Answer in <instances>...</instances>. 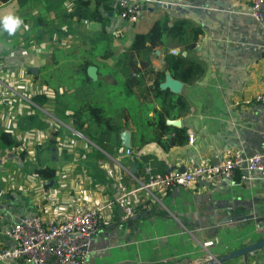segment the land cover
Listing matches in <instances>:
<instances>
[{"label": "crops", "instance_id": "crops-1", "mask_svg": "<svg viewBox=\"0 0 264 264\" xmlns=\"http://www.w3.org/2000/svg\"><path fill=\"white\" fill-rule=\"evenodd\" d=\"M74 1L10 0L0 4V16L13 14L23 20L12 35L0 30V54L4 52L0 64L9 62L8 66L14 70L8 79L11 87H5L9 94L0 89V98L17 95L11 88L16 85L17 69L24 65L29 67L27 82L32 90L27 102L24 98L10 99L21 100L24 107L28 103L30 108L20 109L23 106L13 102L11 117L5 121L12 132L4 128L0 132L5 131L14 139L13 135L21 137L20 130L29 128L28 142L32 145L42 144L49 136L54 146L44 147L40 154L36 151L34 160L35 165L41 163L40 167L56 171L47 189L55 203L50 208L40 187L46 181L34 173L38 167H32L27 175L21 163L17 167L8 166L14 161L1 156L0 246L10 244L6 233L21 217L38 214L45 220L76 204L91 206L105 201L112 204L99 220L87 264H219L216 259L264 238V180L252 173L238 171L231 180H200L186 189H155L150 195L139 192L130 199L137 212L130 221L124 220L122 211L113 202L117 195L113 178L119 176L128 188L135 185L127 175V171L132 173V164H136L134 176L143 179L145 167L157 175L169 170L183 173L199 164L217 163L228 155L247 156L260 150L264 144V105L255 102L254 97L264 89V53L254 59L248 48L235 49L236 38L229 32L231 25L228 22L224 28L220 25L225 16L223 12H218L215 20L204 15L201 18L193 14L182 16L202 28L189 56L203 67L204 74L190 86L181 83L178 93L169 90L174 95L173 99L167 98V103L172 100L168 111L173 116L166 118L165 125L172 129L161 132L151 124L154 111L164 101L162 96L155 98L151 91L153 74L164 70V50L179 53L181 45L169 39L164 50L153 49L145 61L139 59L137 51L130 52L124 76L131 91L129 95L118 87L120 74L116 60L128 49L132 37L146 33L153 21L168 14L172 20L176 18L156 2L170 0H136L142 6V15L136 23L122 19L112 0L111 12L104 13V32L97 22L71 17ZM82 1H89V8L94 7L93 0ZM219 2L235 9L233 18L250 21L251 33L255 30L257 25H253L255 21L249 15L250 0ZM73 35L77 39L92 38L81 41L80 46L72 49V55L64 51L63 41L60 47L54 46L55 50L50 48L46 55L43 53L41 44L51 37L63 40ZM21 38L29 46L28 50L24 49L26 53L23 48L12 47L14 40ZM97 49L101 55L96 57ZM84 62H92L89 66L96 68L94 81L86 74L90 83L85 82L80 69ZM79 81L80 87L75 86ZM51 87L57 90L53 97L49 93ZM41 88L42 92L33 96ZM36 96L40 99V111L63 128L39 115ZM176 97L182 99L184 109L174 107ZM119 98L121 101L117 103ZM87 103L102 107L112 125V129L105 131L96 127L88 129L93 140L75 131L71 119L66 121L74 109ZM27 117H31L29 122ZM167 121H176L177 125H169ZM177 130H182L183 135ZM189 134L193 137L192 143L188 141ZM121 135L128 137L133 157H114V149L122 146ZM26 136L28 133L23 137L27 139ZM81 138L87 139L88 146L79 141ZM59 143L69 156L66 161H61L54 150ZM52 152L56 155H50ZM107 171H111L113 178ZM11 189H15V194L12 192L6 197ZM234 199L250 203L252 208L248 213L256 218L220 224L221 204ZM239 211L244 213L243 209ZM222 264H264V247L253 250L246 260L239 256Z\"/></svg>", "mask_w": 264, "mask_h": 264}, {"label": "built area", "instance_id": "built-area-1", "mask_svg": "<svg viewBox=\"0 0 264 264\" xmlns=\"http://www.w3.org/2000/svg\"><path fill=\"white\" fill-rule=\"evenodd\" d=\"M250 17L256 21L264 33V0H250ZM157 3L161 1H156ZM119 16L129 23H136L142 15V6L136 0H115ZM172 55L178 52L171 51ZM254 101L264 105V89L254 97ZM192 143V135H188ZM116 159L133 157L129 148L119 146L113 151ZM247 172L264 180V144L260 150L247 156L228 155L222 161L214 164H199L192 169L179 173L175 170L157 175L145 167L143 179H137L133 173L127 175L135 185L125 186L114 178L117 195L114 205L122 211L124 220L137 215L130 199L139 192L151 194L155 189L171 191L174 188H189L200 180L220 181L231 180L236 172ZM110 177L111 171H107ZM113 178V177H112ZM49 182L41 184V193L48 207H54L47 189ZM109 201L97 202L91 206L76 204L69 209L43 219L40 215L19 218L6 233L10 240L8 246H0V262L11 264H87L91 244L97 231L99 220L105 215ZM147 209V206H144Z\"/></svg>", "mask_w": 264, "mask_h": 264}, {"label": "trees", "instance_id": "trees-1", "mask_svg": "<svg viewBox=\"0 0 264 264\" xmlns=\"http://www.w3.org/2000/svg\"><path fill=\"white\" fill-rule=\"evenodd\" d=\"M10 0H0V4H6ZM94 7L89 8V1L75 0L73 3V13L71 17L75 16L78 21H94L102 26V32H104L105 18L104 13L111 12L112 0H93ZM202 34V28L192 21L178 17L172 20L168 15L163 16L152 22L149 30L143 34H135L130 42V45L126 51L123 52L120 58L116 60V68L120 76L117 77L118 87L122 88L127 95L130 94V89L124 82V76L128 71V55L130 52L137 51L139 53V59L146 60V56L155 48L165 49V42L169 39L176 41L181 45V51L177 55H171L168 51L164 50V70L153 74L154 80L152 82L151 91L155 98L157 96L163 97V102L160 103V109L154 111L153 122L151 123L156 129L163 130L172 129L170 126L165 125L167 117L173 116L170 114L167 103L168 99H173L174 95L168 89L161 90L159 85L164 82V74L167 72L172 79L181 82L184 85L190 86L199 80L203 74V67L195 60H193L189 53L194 48L195 42ZM107 41V40H103ZM186 52L188 56H183L182 52ZM92 62H84L80 65V69L83 72L84 80L86 83H90L91 80L86 76L87 67ZM177 99L173 102L178 110L185 108V104L182 99ZM34 100L40 102L39 97H35ZM29 122L31 117L26 118ZM72 120V128L87 137L89 140H93V135L88 131L91 127L100 128L103 131L112 129L108 116L102 107L96 106L92 103L81 105L78 109H74L66 121ZM179 135H183L182 130L176 131ZM159 142L158 139H156ZM20 144L15 141L11 135L5 131L0 132V152L4 149L12 150L19 147ZM23 156V155H22ZM34 173L37 177L43 181H52L56 176V171L49 167H38Z\"/></svg>", "mask_w": 264, "mask_h": 264}, {"label": "water", "instance_id": "water-1", "mask_svg": "<svg viewBox=\"0 0 264 264\" xmlns=\"http://www.w3.org/2000/svg\"><path fill=\"white\" fill-rule=\"evenodd\" d=\"M158 7H162L174 14V17H182L187 14H193L197 18L201 16L213 18L215 20V15L220 13H225V16L220 20V25L224 28L226 22L231 25L229 32L231 36L235 39V49L237 48H248L250 57L258 59L261 53H264V37L261 33L260 25L255 21L253 25H257L255 30L251 33L249 28L251 27L250 21L238 20L232 17L233 13H236L235 9H232L228 6H225L219 2V0H170L169 2H159L157 3ZM216 7V11H213L212 8ZM206 28V27H205ZM251 45H255L252 47ZM185 56V53H182ZM86 74L91 80L96 79V68L94 66H88L86 69ZM160 88L168 89L173 93H178L181 88V82L176 81L171 78L169 74L165 76V80L160 84ZM169 125L176 126V121H167ZM121 145L125 148H129V139L125 135H121ZM136 170V164H132L130 171L134 174ZM52 182H49L51 184ZM252 206L248 202H240L237 199L224 201L220 208L223 210V215H219L220 224H228L232 221H242L246 219L256 218L255 215L248 213L251 210ZM239 209H243L244 213L242 214ZM237 211V213H235ZM132 217L130 220H132ZM264 247V238L258 241L255 244L247 246L243 249L232 252L220 259H216V262L222 264L223 262L233 259L235 257L243 256L244 260L247 259L249 254L257 249Z\"/></svg>", "mask_w": 264, "mask_h": 264}, {"label": "rangeland", "instance_id": "rangeland-1", "mask_svg": "<svg viewBox=\"0 0 264 264\" xmlns=\"http://www.w3.org/2000/svg\"><path fill=\"white\" fill-rule=\"evenodd\" d=\"M51 37L50 40H47L46 42H44L43 44V48H44V51L43 53H45V55L47 54V51H50L49 49L50 48H53V50H55L56 48H54V46H57V47H60L61 46V41H63V46L64 47V51L65 52H68V54L72 55V52H73V48H75L76 46H80V42L81 41H89L92 36H90V38H88V40L86 39H83L81 37H79V39H77L75 37V35H73L72 37L68 38V39H63L61 40L59 37ZM19 39V38H18ZM14 40V42L16 43H13L12 47L14 48V50H17V49H20V48H23V51L24 49L29 48L28 44L26 43V40L24 38H21V40ZM13 40V39H12ZM38 40V39H37ZM39 44V43H37ZM51 44V45H50ZM54 44V45H52ZM90 46V45H89ZM97 46V45H95ZM98 47V46H97ZM90 48V47H89ZM100 48V47H98ZM60 49V48H59ZM72 50V51H71ZM71 51V53H69ZM20 52V51H19ZM14 53V51H13ZM23 53H26L25 51ZM4 52L1 55H3ZM101 53L100 51L97 49V51L95 52V56H100ZM105 60V59H104ZM9 65V62H5L3 65L0 64V89L4 90L5 92V95H8V91H7V88L5 87H9L10 86V83L8 82V79L11 78L13 76V69L8 66ZM28 69L29 67L28 66H22L21 69H17V74H18V77L17 79L15 80L14 83H16L15 87H12L11 89H13L14 91H16L17 95L16 94H13V95H10V99L12 98H15V99H21V98H24L26 100V102L29 100V97L31 96L32 94V90L30 89V86H29V83L27 82V80H30L28 77H29V74H28ZM33 71V70H32ZM80 74V73H79ZM31 79H32V76H31ZM80 82H77V84L75 86L77 87H80ZM103 84V82H102ZM11 87V86H10ZM34 89V88H33ZM49 93L52 94V97H53V94L55 95L57 90L56 89H53L52 87L49 88ZM43 88H41L40 90L37 89V91L34 92L33 96L36 94L38 95L39 92H42ZM63 92V90H62ZM12 94V93H10ZM41 95V94H40ZM32 96V97H33ZM113 96H116V95H113ZM36 97H39V96H36ZM119 97V96H118ZM10 99H6V96L4 98H0V129L4 128V129H7V130H10L12 132V129L11 128H7L5 126V121L7 118H10L11 117V113L13 112V102H15V104H20L21 106H23V108H20V109H28L30 108L29 104L27 103L26 106L24 107V104H22V101L19 100L18 102H16L15 100H10ZM119 103L121 100L119 98V100H117ZM38 103L35 105L38 108L37 112L39 113V115L41 117H43V119L45 120H48L50 123H52L54 126L56 127H61L63 128L62 126H60L57 121L53 118H49L47 115H44V113L42 111H40V105H39V101H37ZM115 103V104H117ZM101 105V104H100ZM10 106V107H9ZM42 109V108H41ZM69 127V125H68ZM22 134H20L21 137L19 136H16V135H13L14 136V140L18 142L19 140V143H20V146L17 147L16 149H12V150H7V149H4L0 152V158L1 156H4V157H7V161H14V162H11L9 165L6 164V166H15L17 167V165H20L19 163H21V168L22 170H24L26 172L27 175H29V172H32V167H40L41 166V163H39V165H35V160H34V157H35V152L37 151V154H40L42 151H43V148L46 147V146H50V145H53L54 146V143L52 144L49 139V136L46 138V140H44L42 142V144L40 145H32L31 143L28 142V139H31V136L29 135V132H30V129L28 128H24V130H20ZM28 133V137L27 139L24 138V134ZM77 139V138H75ZM55 141V140H54ZM79 141H81V143H83L84 145L88 146L87 144V139L85 140L84 139H80ZM63 144L59 143V145H57V147H55V151L56 153H58V157L61 158V161H66V158L69 157L67 154H64L63 152ZM53 149V147H52ZM74 152V151H73ZM56 153H51L50 155H56ZM23 155V156H22ZM6 160V159H5ZM19 162V163H18ZM34 163V165L32 166V164ZM4 165V167H6ZM35 171V170H34ZM118 179L119 182H121L119 176L116 177ZM114 179V178H113ZM53 182V181H51ZM122 183V182H121ZM15 189H11L10 193L7 194L6 197L10 196V194L13 192L15 194ZM4 200H7V199H4ZM7 202H9L7 200Z\"/></svg>", "mask_w": 264, "mask_h": 264}, {"label": "clouds", "instance_id": "clouds-1", "mask_svg": "<svg viewBox=\"0 0 264 264\" xmlns=\"http://www.w3.org/2000/svg\"><path fill=\"white\" fill-rule=\"evenodd\" d=\"M23 24V20L16 15L8 14L0 16V30L6 31L9 35L15 33L17 28ZM26 28L27 25H24Z\"/></svg>", "mask_w": 264, "mask_h": 264}]
</instances>
